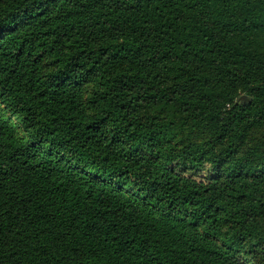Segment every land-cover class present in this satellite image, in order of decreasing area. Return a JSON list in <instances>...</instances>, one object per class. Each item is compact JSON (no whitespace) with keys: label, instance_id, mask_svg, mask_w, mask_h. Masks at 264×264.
Masks as SVG:
<instances>
[{"label":"trees","instance_id":"16d2710c","mask_svg":"<svg viewBox=\"0 0 264 264\" xmlns=\"http://www.w3.org/2000/svg\"><path fill=\"white\" fill-rule=\"evenodd\" d=\"M0 264H264V0H0Z\"/></svg>","mask_w":264,"mask_h":264},{"label":"water","instance_id":"95a60500","mask_svg":"<svg viewBox=\"0 0 264 264\" xmlns=\"http://www.w3.org/2000/svg\"><path fill=\"white\" fill-rule=\"evenodd\" d=\"M246 96H242V98H245Z\"/></svg>","mask_w":264,"mask_h":264}]
</instances>
